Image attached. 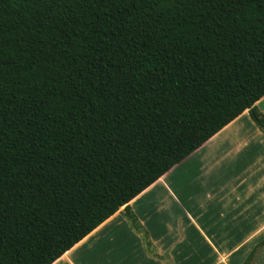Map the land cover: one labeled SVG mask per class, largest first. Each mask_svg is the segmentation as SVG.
I'll return each mask as SVG.
<instances>
[{"label": "trees", "instance_id": "1", "mask_svg": "<svg viewBox=\"0 0 264 264\" xmlns=\"http://www.w3.org/2000/svg\"><path fill=\"white\" fill-rule=\"evenodd\" d=\"M263 97L264 0H0V264L132 217L245 111L264 132Z\"/></svg>", "mask_w": 264, "mask_h": 264}, {"label": "crops", "instance_id": "2", "mask_svg": "<svg viewBox=\"0 0 264 264\" xmlns=\"http://www.w3.org/2000/svg\"><path fill=\"white\" fill-rule=\"evenodd\" d=\"M127 208L53 264H243L264 240V132L245 111Z\"/></svg>", "mask_w": 264, "mask_h": 264}, {"label": "rangeland", "instance_id": "3", "mask_svg": "<svg viewBox=\"0 0 264 264\" xmlns=\"http://www.w3.org/2000/svg\"><path fill=\"white\" fill-rule=\"evenodd\" d=\"M259 259H260V255H259ZM259 259H258V256H257V257H255V259H254V261H253V263H252V264H258V262H259Z\"/></svg>", "mask_w": 264, "mask_h": 264}, {"label": "water", "instance_id": "4", "mask_svg": "<svg viewBox=\"0 0 264 264\" xmlns=\"http://www.w3.org/2000/svg\"><path fill=\"white\" fill-rule=\"evenodd\" d=\"M264 254L260 257L258 264H263Z\"/></svg>", "mask_w": 264, "mask_h": 264}]
</instances>
